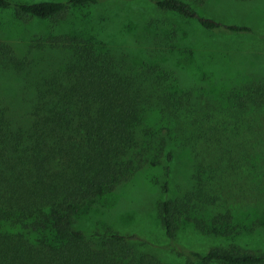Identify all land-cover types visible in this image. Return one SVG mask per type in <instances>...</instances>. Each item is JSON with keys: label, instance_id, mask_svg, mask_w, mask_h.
<instances>
[{"label": "trees", "instance_id": "16d2710c", "mask_svg": "<svg viewBox=\"0 0 264 264\" xmlns=\"http://www.w3.org/2000/svg\"><path fill=\"white\" fill-rule=\"evenodd\" d=\"M149 2L189 20L127 21L121 29L140 35L118 40L105 20H55L98 0H0V12L49 26L22 51L0 22V264H169L137 233L79 227L98 200L156 166L166 177L157 212L167 257L264 264V250L237 241L264 226V62L244 60L215 93L180 61L193 45L188 24L253 30L199 15L206 0ZM180 157L191 169L175 196L169 176ZM183 226L223 242L187 249L175 243Z\"/></svg>", "mask_w": 264, "mask_h": 264}, {"label": "rangeland", "instance_id": "374dc122", "mask_svg": "<svg viewBox=\"0 0 264 264\" xmlns=\"http://www.w3.org/2000/svg\"><path fill=\"white\" fill-rule=\"evenodd\" d=\"M198 12L201 16L213 18L224 24H244L253 30L251 34L235 35L224 31L203 32L194 26V23L187 25L184 32L193 39V45L190 51L182 55L180 61L187 69L188 76L206 80L214 92L218 93L219 88L223 86V77L230 76L231 72L239 73L244 60L248 65L264 62V0H206L200 5ZM64 14L63 18L55 20H66L68 26L83 24L86 21L98 25V21L105 20L112 35H116L115 38L118 40H121L120 37L125 34L131 39L133 34L140 35L136 30L131 31L126 28L125 32L121 29L119 24L123 25L127 21L138 20L143 24L145 20H189L171 14L164 15L149 0H98L97 4L69 7ZM21 20L25 19H16L11 10L0 12V22L11 37H8L9 41L16 43L23 51L35 32L46 31L49 26L48 22L38 25ZM104 36L105 40H115ZM131 49L136 50V46L133 44ZM209 54L213 55V59L208 56ZM230 58L237 60V63ZM231 61L237 65V68L230 67L233 64ZM177 159L178 161L172 164L169 176L170 194L175 196L185 187L184 182L191 169L186 158ZM164 180L166 177L162 166L138 171L113 193L98 200L90 210L91 213L80 218L79 227L91 229L108 226L123 234L137 233L156 246L157 253L164 261L176 264L170 255L168 257L165 255L169 252V241L159 226L157 205L166 198L160 188ZM237 241L248 248L264 250V226L259 227L255 232L244 234ZM222 242L223 238L202 234L190 226L180 227L175 241L177 245L201 252Z\"/></svg>", "mask_w": 264, "mask_h": 264}]
</instances>
